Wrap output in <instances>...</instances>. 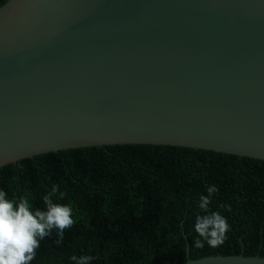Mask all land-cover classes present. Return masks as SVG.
Returning a JSON list of instances; mask_svg holds the SVG:
<instances>
[{
  "label": "water",
  "instance_id": "water-1",
  "mask_svg": "<svg viewBox=\"0 0 264 264\" xmlns=\"http://www.w3.org/2000/svg\"><path fill=\"white\" fill-rule=\"evenodd\" d=\"M161 145L264 161V0H8L0 168ZM183 264H264L209 256Z\"/></svg>",
  "mask_w": 264,
  "mask_h": 264
},
{
  "label": "trees",
  "instance_id": "trees-1",
  "mask_svg": "<svg viewBox=\"0 0 264 264\" xmlns=\"http://www.w3.org/2000/svg\"><path fill=\"white\" fill-rule=\"evenodd\" d=\"M8 0H0V7ZM72 209L62 239L53 228L29 264H183L209 256L264 257V161L214 151L157 145H111L50 152L0 168V190L42 197ZM217 189L209 211L229 231L221 245L192 246L196 204ZM63 197L57 199L60 193ZM59 240V243L57 241Z\"/></svg>",
  "mask_w": 264,
  "mask_h": 264
},
{
  "label": "clouds",
  "instance_id": "clouds-1",
  "mask_svg": "<svg viewBox=\"0 0 264 264\" xmlns=\"http://www.w3.org/2000/svg\"><path fill=\"white\" fill-rule=\"evenodd\" d=\"M207 195H201L196 204L204 214L197 213L192 224L196 238L192 240L194 248L205 244L210 248L221 245L229 231L227 220L217 211H209L210 197L217 191L214 185L206 187ZM57 186L42 197L44 210L33 208L27 195L9 198L0 190V264H29L39 247V241L55 228L62 239L63 230L73 224L72 209L67 204L54 203ZM61 192L57 199L62 198ZM59 243V240L57 241ZM74 264H90L92 257L72 256Z\"/></svg>",
  "mask_w": 264,
  "mask_h": 264
}]
</instances>
